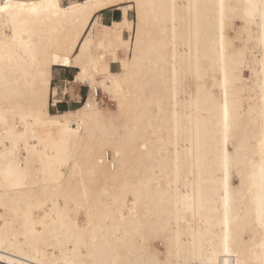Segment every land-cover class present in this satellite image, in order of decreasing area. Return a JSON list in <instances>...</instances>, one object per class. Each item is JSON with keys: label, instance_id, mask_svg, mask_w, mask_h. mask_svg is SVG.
Wrapping results in <instances>:
<instances>
[{"label": "bare ground", "instance_id": "bare-ground-1", "mask_svg": "<svg viewBox=\"0 0 264 264\" xmlns=\"http://www.w3.org/2000/svg\"><path fill=\"white\" fill-rule=\"evenodd\" d=\"M0 9V264H264V0Z\"/></svg>", "mask_w": 264, "mask_h": 264}, {"label": "rangeland", "instance_id": "rangeland-1", "mask_svg": "<svg viewBox=\"0 0 264 264\" xmlns=\"http://www.w3.org/2000/svg\"><path fill=\"white\" fill-rule=\"evenodd\" d=\"M105 14H106L108 19H109V17H111V18L113 17V19H119L122 17V14L119 11L116 12V11L108 10V11H105ZM129 17L131 19L135 20V18H136L135 12L131 11L129 13ZM128 26H129V23H127L126 28ZM104 66L105 67L101 68V71H100V73L102 75H104L109 70V60H108V64H104ZM66 68L67 67L58 66L55 68V71H54L55 73H54V79L52 81V87L55 89H58L59 92L61 90H64L65 84L69 83L67 81V79L72 82L73 75H75V73H76L75 72L76 70L66 69ZM59 72L62 73L61 77L58 75ZM69 86H76V90H75L76 94L75 95L78 94V95H81L82 97H85L87 92H88V86L81 84V83H77L76 85L71 83ZM80 89L82 90L81 93H80ZM101 98L104 100L105 107L108 106L112 109H116V104L113 101H111V99L109 98V96L107 94H102V92H101ZM62 100H63L62 104H59L57 108L52 109L53 113L56 112V110L63 111V110H67V109H76L80 106V105H76L74 103L75 96H74V93H72V91H69L67 96H65ZM107 100L109 102H111L112 104L111 103L107 104V102H106ZM156 247L160 251H163V247L161 246V244L156 243Z\"/></svg>", "mask_w": 264, "mask_h": 264}, {"label": "crops", "instance_id": "crops-1", "mask_svg": "<svg viewBox=\"0 0 264 264\" xmlns=\"http://www.w3.org/2000/svg\"><path fill=\"white\" fill-rule=\"evenodd\" d=\"M100 18H101L102 24L107 25V26H112V27L117 28V29H125L126 26H127V23H128L126 21H123L122 20V17L119 18V19H113V17L112 18L109 17V19H108L107 16H106V14H105V11L101 13ZM103 67H105L104 64L101 65L100 71H101V68H103ZM66 69L76 70L75 72H77V69H73V68H66ZM109 70L112 71V72H118L120 70V64L118 62L112 61L111 60V57H109ZM58 75L61 77L62 76V73L59 72ZM73 77H74V75H73ZM69 85H70V83L69 84H65L64 90H66V92L64 93V90H61L60 91V94H68L69 91H72V93H74V96H77L78 97L79 96L78 94L75 95L76 94L75 93L76 86H69ZM81 92H82V90L80 89V93ZM61 97H62V95H61ZM62 99H63V97H62Z\"/></svg>", "mask_w": 264, "mask_h": 264}, {"label": "built area", "instance_id": "built-area-1", "mask_svg": "<svg viewBox=\"0 0 264 264\" xmlns=\"http://www.w3.org/2000/svg\"><path fill=\"white\" fill-rule=\"evenodd\" d=\"M78 1H85V0H62V2L64 3V4H66V5H68L69 3H71V2H78ZM89 88H88V92H87V94H86V96L85 97H82L81 95H79L80 97H79V99H75L74 100V103L76 104V105H80V106H83V105H86V104H88V98H89ZM62 95V97L64 98L65 96H67V94H61ZM100 95H101V90H98V89H94V96H95V98H100ZM65 100V99H64ZM107 102V104H110L111 102H109L108 100L106 101ZM62 103H63V100H62ZM62 103H60V104H62ZM112 104V103H111ZM59 105V104H58Z\"/></svg>", "mask_w": 264, "mask_h": 264}, {"label": "snow or ice", "instance_id": "snow-or-ice-1", "mask_svg": "<svg viewBox=\"0 0 264 264\" xmlns=\"http://www.w3.org/2000/svg\"><path fill=\"white\" fill-rule=\"evenodd\" d=\"M5 7H8V6L6 5ZM20 7H23V6L21 5ZM33 10H35V9H33ZM0 11H4V9H0ZM261 20H262V22H264V12H262V14H261ZM262 26H264V25H262ZM97 100H98V98H97Z\"/></svg>", "mask_w": 264, "mask_h": 264}]
</instances>
